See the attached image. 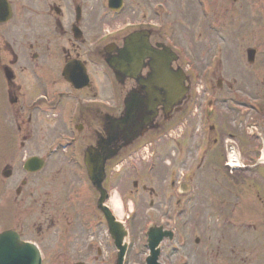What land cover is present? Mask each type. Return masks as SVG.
Listing matches in <instances>:
<instances>
[{
  "label": "flooded vegetation",
  "instance_id": "flooded-vegetation-1",
  "mask_svg": "<svg viewBox=\"0 0 264 264\" xmlns=\"http://www.w3.org/2000/svg\"><path fill=\"white\" fill-rule=\"evenodd\" d=\"M4 4L0 14L11 17L0 19V160L7 158L0 168V205L23 206L26 213L40 205L60 209L58 225L50 228L59 227L64 235L55 252L64 255L69 242L80 235L82 247L76 251L100 256L91 238L84 245L86 234L107 228L95 209L99 195L88 179L87 154L106 158L109 187L111 177L126 173L125 160L159 147L169 129L188 117L193 98L186 60L176 50L192 48L206 33H219L229 17L237 18L256 5L264 10V0ZM255 22L264 23V17ZM111 62L120 69L110 67ZM165 79L182 81L189 93H174ZM50 127L53 132L46 133ZM24 152L30 154L18 169ZM29 158L44 160L45 168L35 174L26 171ZM52 160L59 168L49 176L65 177L60 192L46 190L47 178L41 179ZM6 169L12 172L9 178ZM118 187L122 189L121 183ZM94 212L97 223L90 214L94 217ZM39 228V234L48 235L49 229ZM0 230H16L24 237L23 227Z\"/></svg>",
  "mask_w": 264,
  "mask_h": 264
},
{
  "label": "rangeland",
  "instance_id": "rangeland-1",
  "mask_svg": "<svg viewBox=\"0 0 264 264\" xmlns=\"http://www.w3.org/2000/svg\"><path fill=\"white\" fill-rule=\"evenodd\" d=\"M261 17H264V10L256 5L254 9L237 18L229 17L219 33H206L202 40H193L192 48H188L187 51L193 58L198 57L199 62H204L202 69L214 61L215 55L220 56L221 60L218 62L220 64H216L217 67H213L215 70L206 77L201 76L195 80L193 101L190 104L191 113L186 121L176 126L175 130L169 132L168 136H164L165 138L160 141L161 146L158 149L160 154H157L160 157H155L153 160L156 168L150 170L152 157L149 158L150 161L131 160L143 166L142 173L137 175L133 170H128L130 173L123 178L122 189H118V185L114 182V180L118 182L117 178L110 182L113 196L120 194L123 189L131 193L132 199H127L126 203L130 207L128 210L135 209L136 213L130 220L127 219V215L123 217L124 222L130 221L128 227L131 232V236L126 240L129 245L126 264H146V258L150 254L147 245L149 228L162 225L166 230L176 229L177 235L174 241L164 240L160 244L161 264H264V169L259 165L260 161L258 162V159L262 158L260 148L261 138H264V113L259 116L257 114L259 103L264 101V88H262L264 87V52L259 55L258 60L262 65L253 71V78L244 82V78L238 77L241 71L246 69L244 52L249 43L254 41L253 46L264 47V23L255 22ZM198 24L199 22L196 26ZM236 32L239 34L236 35ZM222 43H226L225 46L222 47ZM216 52H221L225 57L222 58ZM238 78V82H235L234 80ZM211 79L214 81L212 82ZM218 80L224 84L222 89L218 87ZM228 86L234 87V90L231 92L225 90ZM210 98L216 100L214 105L217 118L214 121L201 119L204 114L206 117ZM261 107L264 108V103ZM252 121L260 123L257 130L250 126ZM214 123L218 126L217 132L208 130ZM200 124L201 128H199ZM51 132L53 127L46 131V133ZM230 133L239 139L243 159L250 166H254V171L246 169L232 176L225 169L226 146ZM215 138L220 139V145L210 149L202 161L198 154L201 150L197 151L198 147L212 144ZM233 138L237 142L236 138ZM174 140L189 143L187 146L189 148L191 145L190 153H181L177 150V141ZM217 150L220 153H215ZM213 153L215 157L212 158ZM27 154L30 153L24 152L20 156L18 169L20 160ZM6 161L7 158L0 160V168ZM57 162L61 163L60 160ZM58 168L57 165L55 168V162L52 160L47 173L41 176V179L47 178L46 190L53 187L60 192L65 188V177L49 176L51 171ZM187 168L194 174L190 183L195 192L185 196L186 201L181 204L182 206H178V193L170 186L174 178L177 180L182 177L181 172ZM134 180L139 181V192L133 187ZM111 183L116 186H112ZM71 185L75 186L76 183ZM144 186L154 190L155 195L144 192ZM152 201L153 207L150 205ZM95 206L97 207V199ZM59 210L40 205L26 213L27 210L23 209V206L0 205V228L10 226L19 230L23 227L24 238L38 242L45 250L44 264H73L81 261L87 264L115 263L117 250L113 240L107 237V228L103 227H99L100 233L97 234L104 245L102 247L104 253L100 258H97L96 254H79L76 251L79 246L82 247V242L79 241L80 235L69 242V250L66 248L64 255L51 256L57 248L60 237L64 236L61 228L50 229L57 226L58 219L62 217L58 213ZM62 210L67 212L69 208L63 206ZM127 212L132 217L131 212ZM1 213L6 214L1 215ZM90 214L93 220L97 216L95 212L94 217L93 213ZM67 215L70 213L67 212ZM39 227L49 229L48 235L39 234ZM244 233L247 234L241 237ZM90 238L91 235H85L84 245ZM197 239H200L199 243Z\"/></svg>",
  "mask_w": 264,
  "mask_h": 264
},
{
  "label": "water",
  "instance_id": "water-1",
  "mask_svg": "<svg viewBox=\"0 0 264 264\" xmlns=\"http://www.w3.org/2000/svg\"><path fill=\"white\" fill-rule=\"evenodd\" d=\"M91 179L98 190H101L104 176L101 166H93L91 171ZM104 198L101 199V209L106 213L110 222L112 236L116 240V245L120 250L118 264H123L126 254V246H123L125 232L122 227L115 222L108 209L102 206ZM169 233H164L162 229H154L150 235L151 256L148 258V264H159L160 243ZM0 264H41L38 251L31 245L20 240V237L12 232L0 235Z\"/></svg>",
  "mask_w": 264,
  "mask_h": 264
},
{
  "label": "bare ground",
  "instance_id": "bare-ground-1",
  "mask_svg": "<svg viewBox=\"0 0 264 264\" xmlns=\"http://www.w3.org/2000/svg\"><path fill=\"white\" fill-rule=\"evenodd\" d=\"M109 205L112 208V210L115 212V214L117 215V217H119V218H122L123 217L125 208H124V205L121 202V199L119 198L118 195L114 196L110 200Z\"/></svg>",
  "mask_w": 264,
  "mask_h": 264
}]
</instances>
